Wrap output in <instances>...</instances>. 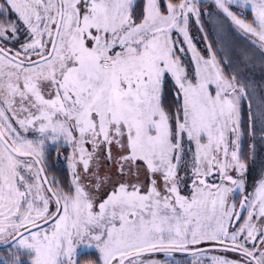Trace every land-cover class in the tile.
<instances>
[{
  "label": "snow or ice",
  "instance_id": "6c2138e0",
  "mask_svg": "<svg viewBox=\"0 0 264 264\" xmlns=\"http://www.w3.org/2000/svg\"><path fill=\"white\" fill-rule=\"evenodd\" d=\"M0 264H264V0H0Z\"/></svg>",
  "mask_w": 264,
  "mask_h": 264
},
{
  "label": "trees",
  "instance_id": "16d2710c",
  "mask_svg": "<svg viewBox=\"0 0 264 264\" xmlns=\"http://www.w3.org/2000/svg\"><path fill=\"white\" fill-rule=\"evenodd\" d=\"M56 167H60V165H59V164H57V165H56Z\"/></svg>",
  "mask_w": 264,
  "mask_h": 264
},
{
  "label": "rangeland",
  "instance_id": "374dc122",
  "mask_svg": "<svg viewBox=\"0 0 264 264\" xmlns=\"http://www.w3.org/2000/svg\"><path fill=\"white\" fill-rule=\"evenodd\" d=\"M258 164H259V161H258ZM258 164H257V166H258Z\"/></svg>",
  "mask_w": 264,
  "mask_h": 264
}]
</instances>
